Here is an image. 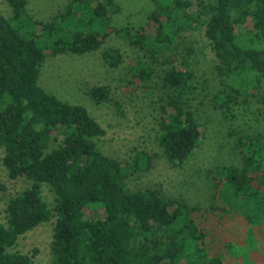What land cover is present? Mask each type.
I'll list each match as a JSON object with an SVG mask.
<instances>
[{
    "label": "trees",
    "instance_id": "obj_1",
    "mask_svg": "<svg viewBox=\"0 0 264 264\" xmlns=\"http://www.w3.org/2000/svg\"><path fill=\"white\" fill-rule=\"evenodd\" d=\"M152 1L156 8L147 28L133 30L111 29L115 0H71L47 22L32 18L28 0H7L12 16L0 13L2 162L11 180L25 178L31 186L8 200L7 224L0 222V264H35L34 256L11 249L53 220L50 264H223V255L209 253L199 216L218 214L223 221L236 211L253 227L264 224V135L239 138L241 167L208 174L221 189L208 212L152 189L131 191L127 179L150 168L148 156L138 153L133 164H121L104 155L98 142L106 130L91 112L40 85L48 56L98 51L114 31L149 60L130 68L133 81L144 88L160 76L166 95L156 109L159 145L173 164L187 163L204 131L188 102L196 94L191 70L175 64L178 40L184 32L204 31L223 87L214 106L232 117L233 106L263 89L264 0H200L195 9L189 0ZM173 52L165 60L171 66L157 74L158 62ZM102 58L110 68L122 64L116 50L107 49ZM110 95L106 86L90 90L97 104L109 103ZM43 184L56 195L54 207L42 198Z\"/></svg>",
    "mask_w": 264,
    "mask_h": 264
},
{
    "label": "rangeland",
    "instance_id": "obj_2",
    "mask_svg": "<svg viewBox=\"0 0 264 264\" xmlns=\"http://www.w3.org/2000/svg\"><path fill=\"white\" fill-rule=\"evenodd\" d=\"M70 1L28 0L27 9L34 20L47 22L64 12ZM189 1L194 9L200 2ZM115 3L118 10L112 13L111 29L147 28L148 16L156 8L152 0H115ZM0 13L6 18L12 16L7 0H0ZM107 49L121 54L122 64L119 67L110 68L103 61L102 53ZM174 53L164 55L158 62L157 74L171 66L165 60ZM176 53L175 64L191 70L196 94L188 102L204 131L200 147L187 163L180 166L167 158L158 141L156 109L160 105V95H166L162 80L155 75L144 88L132 80L130 68L149 60L141 50L133 47L127 39L118 37L114 31L111 30L98 51L84 55L67 53L48 56L39 82L47 93L91 112L106 130V136L98 142L101 153L121 164H133L138 153L148 156L150 168L127 179L131 191L152 189L164 197H174L188 206H197L209 212L213 198L214 202L221 196V189L208 179V174L218 167H241V156L237 150L239 138L264 135V79L261 93L243 98L240 104L232 107L233 116L227 117L214 106V97L223 87L217 75L215 55L204 31L182 33ZM98 86L109 88V103L97 104L91 98L90 90ZM258 92L252 91L254 94ZM4 153L0 145V222L7 224L8 200L30 187L31 181L10 179L2 162ZM42 198L50 207L55 206L56 195L48 184L42 185ZM240 200L237 199V202ZM219 202L223 205L221 200ZM232 215L236 218L230 219ZM244 217L243 212L235 211L226 214L223 221L218 214L197 218L208 235L209 253L223 255V264H264V224L253 227ZM53 227L54 220L38 226L21 236L11 251L34 256L35 264H50L53 259Z\"/></svg>",
    "mask_w": 264,
    "mask_h": 264
}]
</instances>
